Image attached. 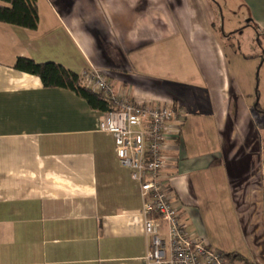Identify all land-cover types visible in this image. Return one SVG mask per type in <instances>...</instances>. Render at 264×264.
Here are the masks:
<instances>
[{
	"label": "crops",
	"instance_id": "crops-1",
	"mask_svg": "<svg viewBox=\"0 0 264 264\" xmlns=\"http://www.w3.org/2000/svg\"><path fill=\"white\" fill-rule=\"evenodd\" d=\"M236 1L260 42L264 0ZM36 6L35 31L0 23V264H145L149 244L138 187L98 130L103 113L43 88L18 58L77 76L95 68L128 102L183 108L162 172L182 224L212 250L264 264V130L209 1Z\"/></svg>",
	"mask_w": 264,
	"mask_h": 264
},
{
	"label": "built area",
	"instance_id": "built-area-1",
	"mask_svg": "<svg viewBox=\"0 0 264 264\" xmlns=\"http://www.w3.org/2000/svg\"><path fill=\"white\" fill-rule=\"evenodd\" d=\"M79 77L86 88L114 104L113 110L103 113L98 130L112 136L119 165L129 170L138 187L143 234L149 238L145 264H234L224 253L212 250L202 236L186 229L163 181L166 141L179 137L185 110L128 102L114 93L108 78L95 68Z\"/></svg>",
	"mask_w": 264,
	"mask_h": 264
},
{
	"label": "rangeland",
	"instance_id": "rangeland-1",
	"mask_svg": "<svg viewBox=\"0 0 264 264\" xmlns=\"http://www.w3.org/2000/svg\"><path fill=\"white\" fill-rule=\"evenodd\" d=\"M208 1L215 12L216 29L223 36L227 35L222 43L232 70L237 81L246 83L245 88L249 89L253 103L258 104L256 123L264 130V111H261L264 109V36H260V42H257L253 31L243 29L248 16L236 0ZM238 30L241 31L237 33ZM232 32L236 33L231 35ZM231 261L236 264L233 259Z\"/></svg>",
	"mask_w": 264,
	"mask_h": 264
},
{
	"label": "trees",
	"instance_id": "trees-1",
	"mask_svg": "<svg viewBox=\"0 0 264 264\" xmlns=\"http://www.w3.org/2000/svg\"><path fill=\"white\" fill-rule=\"evenodd\" d=\"M36 3L37 0H0V23L35 31L38 26ZM13 67L17 71L39 78L43 88H59L73 92L93 111L106 113L114 109V104L109 99L86 88L79 76L58 64H38L30 59L18 58ZM254 109L258 110V104H254ZM225 255L229 260L246 264L239 256Z\"/></svg>",
	"mask_w": 264,
	"mask_h": 264
}]
</instances>
